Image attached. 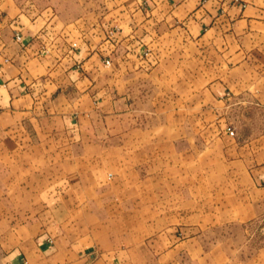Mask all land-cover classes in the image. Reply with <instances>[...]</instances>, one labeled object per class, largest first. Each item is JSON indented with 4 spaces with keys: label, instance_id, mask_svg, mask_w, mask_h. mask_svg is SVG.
<instances>
[{
    "label": "crops",
    "instance_id": "obj_1",
    "mask_svg": "<svg viewBox=\"0 0 264 264\" xmlns=\"http://www.w3.org/2000/svg\"><path fill=\"white\" fill-rule=\"evenodd\" d=\"M262 215L264 0H0V264H235L197 233Z\"/></svg>",
    "mask_w": 264,
    "mask_h": 264
},
{
    "label": "rangeland",
    "instance_id": "obj_2",
    "mask_svg": "<svg viewBox=\"0 0 264 264\" xmlns=\"http://www.w3.org/2000/svg\"><path fill=\"white\" fill-rule=\"evenodd\" d=\"M141 122L143 125L148 124L150 126L161 124V120H140ZM172 234L179 238H189L192 236V232L190 231H176L172 232ZM197 234L202 235V238L209 241L218 240L220 242L231 243L232 246L229 253L234 256L232 261L235 264L242 261L244 256L251 258V264H260L264 260V215L254 217L243 226H236L234 229H209Z\"/></svg>",
    "mask_w": 264,
    "mask_h": 264
},
{
    "label": "built area",
    "instance_id": "obj_3",
    "mask_svg": "<svg viewBox=\"0 0 264 264\" xmlns=\"http://www.w3.org/2000/svg\"><path fill=\"white\" fill-rule=\"evenodd\" d=\"M15 39L17 40V41H20L21 40V36H20V34H15ZM106 63H108V61H106ZM229 133L232 135L233 133H234V131L232 130V129H230L229 130ZM26 263V261H23L21 264H25Z\"/></svg>",
    "mask_w": 264,
    "mask_h": 264
}]
</instances>
